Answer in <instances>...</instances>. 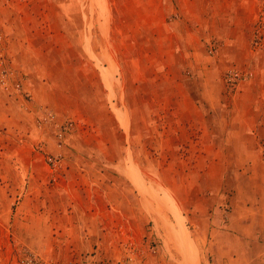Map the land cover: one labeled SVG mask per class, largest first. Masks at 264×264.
Masks as SVG:
<instances>
[{
    "label": "crops",
    "instance_id": "obj_1",
    "mask_svg": "<svg viewBox=\"0 0 264 264\" xmlns=\"http://www.w3.org/2000/svg\"><path fill=\"white\" fill-rule=\"evenodd\" d=\"M97 2L100 15L84 9L88 2L83 6L80 0H0L6 49L21 82L18 95L0 90V126H14L33 138L37 117L48 120L50 115L56 121L66 109L69 115L90 117V95L78 94L75 108L60 107L56 97L63 72L73 83L115 100H122L114 80L122 84L123 73L124 79H130L124 85L150 87L152 101L173 103L174 116L194 124L201 133L220 135L218 149L237 151L235 164H264V141H256L257 135L259 140L264 137V56L259 62L251 45L256 12L264 8V0ZM256 62L262 71H253L251 64ZM239 65L250 68L254 77L227 94L223 71ZM46 104L53 112L41 114ZM89 134L87 142L106 144L98 131ZM42 135L46 151L62 153L64 158L59 169L51 170L42 153L23 145L15 149L12 162L21 168L13 178L25 179L22 191L10 181L8 240L59 262L93 253L122 264V227H132L133 205L142 195L137 177L122 176L121 160L88 156L91 151L75 153L73 147L86 150L78 145L84 139L60 150L54 146V135ZM91 149L96 151L94 146ZM239 151L246 155L241 157ZM216 175L215 182L221 177V183L228 181L227 174ZM259 179L264 185V174ZM258 202L252 208L232 201L226 222L219 215L227 213L224 206L204 212L196 228L204 244L208 242L209 259L215 264H264V197ZM208 213L213 215L212 223L207 222Z\"/></svg>",
    "mask_w": 264,
    "mask_h": 264
},
{
    "label": "rangeland",
    "instance_id": "obj_2",
    "mask_svg": "<svg viewBox=\"0 0 264 264\" xmlns=\"http://www.w3.org/2000/svg\"><path fill=\"white\" fill-rule=\"evenodd\" d=\"M80 1L83 2V6L84 1L86 4L88 2L84 9L88 7L90 11H95L96 15L101 14L98 0ZM260 9L256 12L251 45L254 53L259 56L258 61L262 62L261 58L264 56L263 6ZM1 27L3 29L2 24L0 29ZM7 44L6 35L0 37V45L6 47ZM0 51L5 52L8 66L6 70L8 82L6 85H0V90L10 96L18 95L21 92V85L16 89L15 83L21 84V82L18 79V70L12 67L13 57L9 49H0ZM251 67L254 72L262 71L263 68L258 62L251 64ZM234 71L241 73L243 78L234 87H228L226 77L229 72ZM104 72L106 76L109 73L105 70ZM254 72L240 65L228 66L223 71L225 92L231 95L242 83L253 79ZM63 73L59 79L63 83L56 97L60 107L75 108L78 94L90 95L92 97L88 103L90 117L83 119L69 115L67 109L56 121L54 118L50 119V115L48 120L42 118L38 121L37 117L33 119L36 129V135L33 138H29L25 131L13 128L14 126H0V264H15L18 251L25 248L8 240L7 231L13 201L7 196L12 195L10 183L14 182V185L19 186L22 191L25 179L24 176L21 180L13 178V172L20 174L21 168L12 162L17 156L15 149L22 145L31 147V150L38 155L42 153L41 156L45 162L47 156H58L59 160L64 158L62 153L53 154L46 151L42 140L45 135L42 133L54 135V146L60 150L63 146H69L70 142L76 144L84 139L85 142L82 143L81 140L78 145L86 146V150L76 151L73 147L75 153L84 154L91 151L88 156L97 155L107 160H121L122 176L137 177L142 195L137 204H132L136 217L133 218V213H129L134 223L128 229L122 227V240L131 239L139 246L132 264H215L212 259H209L212 258V254L208 242L204 244L196 226L204 220V212L215 209L216 206H224L226 210L228 208L227 213L219 212L221 219L226 222L228 212L233 205L232 201L236 203L239 201L240 205H250L255 208L259 204L258 198L264 197V185L259 179L260 175L264 174V164L255 167L235 164V158L239 155L237 151L218 149L220 135L201 133L194 124L190 125L186 119L174 116L173 103L152 101L148 94L150 87H134L127 83L124 85L123 81L128 82L130 79H126L127 77L124 79L123 73L122 84H118L117 79L114 80L119 93L122 91V100L107 98L104 93L96 95L97 89L95 94L94 88L73 83L75 80H71L70 75V78H66V72ZM115 74L116 77L121 78L120 73ZM109 76L114 75L109 74ZM40 109L41 114L53 112L51 106L47 104ZM41 122L45 127L41 128ZM69 123H72V126H68ZM95 130L100 133L98 135L100 140L106 144L96 146L92 144L94 141L85 140L87 133ZM72 134H75L73 140L71 137L68 141ZM258 137L257 135L256 141H264V137L260 140ZM93 146L96 151L92 152ZM239 152L241 157L246 155L244 151ZM261 154L264 160V148L261 149ZM237 172L239 175L236 176ZM220 173L227 174L228 181L221 183V177L215 182L216 174ZM235 178H238V182L233 181ZM212 216L209 213L206 215L207 222L214 221ZM255 220L257 224L258 215H255ZM260 224L262 225L263 221H260ZM151 230L158 243L155 251L147 240ZM110 262L113 264V261Z\"/></svg>",
    "mask_w": 264,
    "mask_h": 264
},
{
    "label": "built area",
    "instance_id": "obj_3",
    "mask_svg": "<svg viewBox=\"0 0 264 264\" xmlns=\"http://www.w3.org/2000/svg\"><path fill=\"white\" fill-rule=\"evenodd\" d=\"M0 37H5V34L2 33L0 29ZM0 49H6L5 45H0ZM8 66L6 64V56L4 51H0V85H6L8 82V74H6V70ZM243 78V75L237 71L229 72L226 77V83L228 87H234L237 82ZM16 89L20 88V83H15ZM68 126H72V123H69ZM66 128V126L64 127ZM61 134V132L59 133ZM59 158L58 156H47L46 162L51 170H55L59 167ZM152 230L150 231V235L147 237L148 242L153 251L156 250L158 243L157 240L153 237ZM121 249L123 254L122 264H132L135 253L138 250L139 246L135 241L131 239H123L121 241ZM15 264H112L108 259L97 258L93 253L87 254L79 260H71L66 262H59L50 258L43 257L40 254H37L33 251H30L26 248L18 251L16 256Z\"/></svg>",
    "mask_w": 264,
    "mask_h": 264
}]
</instances>
